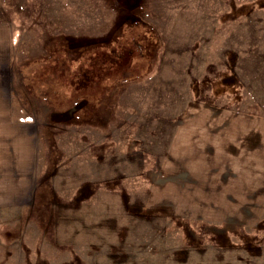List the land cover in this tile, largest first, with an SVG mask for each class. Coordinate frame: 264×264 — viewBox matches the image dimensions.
Returning a JSON list of instances; mask_svg holds the SVG:
<instances>
[{
  "label": "rangeland",
  "instance_id": "1",
  "mask_svg": "<svg viewBox=\"0 0 264 264\" xmlns=\"http://www.w3.org/2000/svg\"><path fill=\"white\" fill-rule=\"evenodd\" d=\"M0 29V95L37 138L0 264H264V200L229 222L154 194L187 118L264 121V0H0Z\"/></svg>",
  "mask_w": 264,
  "mask_h": 264
},
{
  "label": "crops",
  "instance_id": "2",
  "mask_svg": "<svg viewBox=\"0 0 264 264\" xmlns=\"http://www.w3.org/2000/svg\"><path fill=\"white\" fill-rule=\"evenodd\" d=\"M9 99L10 96L0 95V103H5L0 105V205L17 204L19 196L29 194L37 150L33 124L16 117L21 113L6 105ZM186 121L181 122L170 138L169 163L165 165L169 170L162 177L167 183L155 184L154 194H158V186L168 190L169 209L175 214L193 212L207 217L210 212L219 211L229 214V222H239L240 212L255 210L254 206L264 200V178L259 176L264 171V121L246 128L244 134L230 137L225 133V122L216 124L214 132L210 124ZM219 153L227 155L230 161L225 176L209 174L203 162L195 165L196 160H209ZM182 160L191 168L181 170Z\"/></svg>",
  "mask_w": 264,
  "mask_h": 264
}]
</instances>
